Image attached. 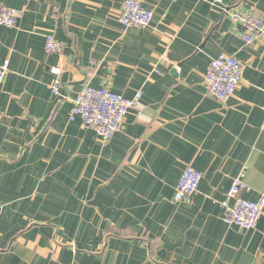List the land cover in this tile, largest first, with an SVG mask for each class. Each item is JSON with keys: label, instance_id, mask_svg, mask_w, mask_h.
<instances>
[{"label": "crops", "instance_id": "1", "mask_svg": "<svg viewBox=\"0 0 264 264\" xmlns=\"http://www.w3.org/2000/svg\"><path fill=\"white\" fill-rule=\"evenodd\" d=\"M124 1L0 0L21 13L0 25V264H264V209L240 230L220 207L241 172V199L264 193V32L245 46L229 17L264 0H140L145 29L119 23ZM221 54L242 65L225 102L204 96ZM85 85L141 93L109 141L69 120ZM188 165L202 178L177 203Z\"/></svg>", "mask_w": 264, "mask_h": 264}, {"label": "built area", "instance_id": "2", "mask_svg": "<svg viewBox=\"0 0 264 264\" xmlns=\"http://www.w3.org/2000/svg\"><path fill=\"white\" fill-rule=\"evenodd\" d=\"M221 3V0H216ZM21 16L20 11L0 7V25L11 28ZM230 19L240 25L242 31L240 39L245 46H250L264 32V13L253 10L233 11L229 14ZM152 13L143 6L140 0H125L120 9L119 23L124 28L145 29L149 26ZM62 43L52 35L45 36L44 50L49 54H60ZM9 68L8 60L0 63V90L5 75ZM51 72L56 79L51 87L52 93L59 94L60 82L57 79L59 69ZM242 80V65L235 57L221 54L212 59L204 75V96L208 99L225 102L231 98ZM141 93L138 92L133 98L127 99L111 92L106 86L94 88L85 85L74 100V105L69 111L70 121L80 119L82 124L96 133L105 142L120 130L125 116L129 110H138ZM202 174L192 166H186L178 181L176 188V202L188 201L196 192L201 181ZM243 172L234 179L226 193L228 200L222 202L220 207L223 211V222L228 226H234L240 230L255 229L264 209V193L257 201H247L239 197L244 188L242 183Z\"/></svg>", "mask_w": 264, "mask_h": 264}]
</instances>
